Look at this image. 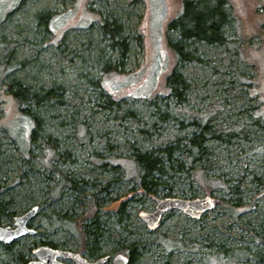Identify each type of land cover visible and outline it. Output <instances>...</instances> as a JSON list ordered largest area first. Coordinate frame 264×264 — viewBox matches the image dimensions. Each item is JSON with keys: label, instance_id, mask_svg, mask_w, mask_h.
Listing matches in <instances>:
<instances>
[{"label": "rangeland", "instance_id": "1", "mask_svg": "<svg viewBox=\"0 0 264 264\" xmlns=\"http://www.w3.org/2000/svg\"><path fill=\"white\" fill-rule=\"evenodd\" d=\"M183 2L0 0V227L38 207L37 233L0 242V264L38 261L42 246L93 262L131 244L133 264H264V0H228L223 45L167 29ZM114 21L125 56L103 31ZM181 41L195 59L177 60L171 44ZM18 86L57 100L19 106ZM204 125L219 138L190 166L189 140ZM136 152L163 168L147 186ZM168 198H210L214 208L200 219L168 211L150 231L140 214ZM92 200L100 237L86 245L78 229Z\"/></svg>", "mask_w": 264, "mask_h": 264}, {"label": "trees", "instance_id": "2", "mask_svg": "<svg viewBox=\"0 0 264 264\" xmlns=\"http://www.w3.org/2000/svg\"><path fill=\"white\" fill-rule=\"evenodd\" d=\"M226 4H228V0H184L182 16L176 20L170 21L167 29L180 31L183 40L192 39L197 42H205L207 44H228L227 38L223 33V28L233 23V20L230 18L227 10L224 9ZM40 21H44V18L42 17ZM45 21L46 23H44L47 24L48 19H45ZM103 31L110 35L112 47L119 50L122 56H125L127 54L128 47L125 38L121 35L120 26L117 22H105L103 25ZM171 49L176 54L178 61L195 59L193 54L191 56V53L185 51L184 41H181L176 45L171 44ZM108 65L109 64L107 63L101 65L104 72H116L117 69L114 66ZM169 82L171 95L177 97L178 100H181L182 90L185 88L184 81L179 75L173 72L170 76ZM248 85L251 86L252 81L248 82ZM10 91L11 94L18 100L19 106H21L24 102H32L33 104L41 105L49 103L51 100H57V96H55L53 90L30 91L28 88L18 86L15 90H11L10 88ZM108 104L110 105L112 102L109 100ZM21 111L24 114L28 112L27 109H23ZM36 131L37 130L34 131L35 134ZM216 138H219V136L217 135L215 127H210L209 125L199 126L198 129L192 133L189 140L190 149L188 151V162H190V166H192L194 162L201 159L202 155L205 153L207 142L210 139ZM169 156L171 155L168 154L167 157L170 158ZM135 158V163L140 171V180L145 186H147L148 183L154 182L155 178L152 175L155 171H163L159 159L154 158L152 154H142L136 152ZM61 181L64 184L74 183L73 180L68 179L66 176H62ZM87 209L88 215L86 214L85 218L89 220L90 223L81 226L78 229L79 234L86 245L88 242H97L100 237V222L97 210L98 206L92 200ZM50 224L52 225V222H50ZM136 250L137 247L134 244H131L122 250L120 249L115 256L118 254L125 255L129 258V264H133ZM90 254L94 255V251L90 250ZM110 257L114 258V255Z\"/></svg>", "mask_w": 264, "mask_h": 264}, {"label": "water", "instance_id": "3", "mask_svg": "<svg viewBox=\"0 0 264 264\" xmlns=\"http://www.w3.org/2000/svg\"><path fill=\"white\" fill-rule=\"evenodd\" d=\"M213 208L214 203L210 198L192 201L168 198L158 200L156 210L153 213L143 212L140 214V217L147 223L149 230L156 231L160 226L163 215L168 211L180 210L194 219H200ZM37 211L38 208H34L29 213L17 218V227L14 229L0 227V242L8 245L24 236L35 235L37 232L29 228L28 224L36 216ZM34 255L39 260L30 262L29 264H64L59 259H67L74 264H107L110 259L109 256H104L94 262H89L80 253L62 251L50 246H42L36 249ZM112 264H129V258L125 255L118 254L114 257Z\"/></svg>", "mask_w": 264, "mask_h": 264}, {"label": "flooded vegetation", "instance_id": "4", "mask_svg": "<svg viewBox=\"0 0 264 264\" xmlns=\"http://www.w3.org/2000/svg\"><path fill=\"white\" fill-rule=\"evenodd\" d=\"M34 208H38V207H33L32 209H34ZM32 209H31V210H32ZM31 210H30V211H31ZM30 211L24 213L23 215L29 213ZM37 212H38V211H37ZM36 214H37V213H36ZM23 215H22V216H23ZM22 216H21V217H22ZM18 218H20V217H18ZM15 221H16V226H15L14 228L17 227V218H16ZM30 221H31V220H30ZM30 221H29V224H28V227H29V228H30V226H29V225H30ZM105 256H108V255H105ZM102 257H104V256H101V257H99V258H97V259H100V258H102ZM109 257H110V256H109ZM97 259H95V260H97ZM95 260H94V261H95ZM113 260H114V258H111V257H110V259H109V261L107 262V264H112V263H113ZM61 261H62L64 264H66L65 261H70V260H63V259H62ZM71 262H72V261H71Z\"/></svg>", "mask_w": 264, "mask_h": 264}, {"label": "bare ground", "instance_id": "5", "mask_svg": "<svg viewBox=\"0 0 264 264\" xmlns=\"http://www.w3.org/2000/svg\"><path fill=\"white\" fill-rule=\"evenodd\" d=\"M34 218V217H33ZM32 218V219H33ZM151 231V230H150ZM67 252H70V251H67ZM72 253H77V252H72ZM60 261L62 260V259H59ZM63 260H67V259H63ZM98 260V259H97ZM96 261V260H95ZM62 262V261H61ZM94 262V261H93Z\"/></svg>", "mask_w": 264, "mask_h": 264}]
</instances>
